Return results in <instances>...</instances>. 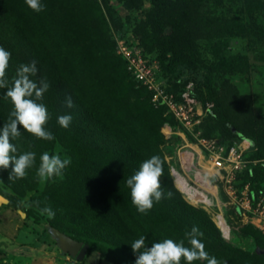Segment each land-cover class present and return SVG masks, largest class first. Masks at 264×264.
<instances>
[{"label": "trees", "instance_id": "obj_1", "mask_svg": "<svg viewBox=\"0 0 264 264\" xmlns=\"http://www.w3.org/2000/svg\"><path fill=\"white\" fill-rule=\"evenodd\" d=\"M110 1L42 0L46 8L36 13L25 0H0V47L11 53L6 76L11 81L20 64L36 62L34 79L46 78L50 84L40 102L48 109L46 127L55 137L40 140L21 128V137L12 142L19 152L35 151L37 166L45 151L71 158L62 179L42 186L35 168L12 181L11 167L0 169V196L35 225L44 216V234L54 230L86 245L78 264L92 253L98 264H135L130 245L141 235L150 247L165 238L179 241L193 226L220 264H264V238L256 229L246 224L236 230L252 242V250L228 244L207 214L174 187L160 130L178 125L165 108L150 103V92L134 82L115 54V39L136 47L144 60L157 63L159 78H167L166 90L173 94L193 83L192 95L202 107L211 105L199 124L201 137L226 147L246 140L253 151L245 157L264 159V115L255 114L251 96L239 93L228 79L249 71L247 56L228 50L232 41L256 34L264 0H114L130 12L123 18ZM144 2L147 8L142 10ZM228 4L234 7L231 16L220 9ZM136 12L141 15L133 17ZM257 59L264 63V54ZM5 91L0 89V126L12 110ZM68 96L71 109L65 105ZM64 114L72 116L67 129L57 122ZM153 155L163 162L162 189L172 196L141 214L131 203L126 180ZM247 183L250 196L264 189V168L256 165L238 173L235 186ZM37 204L50 207L54 217L41 215Z\"/></svg>", "mask_w": 264, "mask_h": 264}, {"label": "clouds", "instance_id": "obj_2", "mask_svg": "<svg viewBox=\"0 0 264 264\" xmlns=\"http://www.w3.org/2000/svg\"><path fill=\"white\" fill-rule=\"evenodd\" d=\"M26 6L33 12L40 13L46 6L42 0H25ZM11 53L0 47V89H5L4 98L11 102L12 110L7 122L0 126V169H9V181L24 179L28 170L35 168V175L39 182L46 183L55 178H63L65 170L71 164L70 157H62L60 153L43 152L39 156L27 150L19 152L12 141L21 137L22 131L27 132L37 139L52 141L53 133L46 125L50 119L47 107L42 101L44 94L49 90L50 84L46 78L34 79L38 69L36 62L20 64L11 81L6 76ZM65 105L71 109L74 103L70 96L65 98ZM72 121L70 114L60 115L58 124L67 129ZM31 147V145L29 146ZM163 175V162L158 155L145 159L127 180L126 186L130 189L131 203L141 214H147L155 203H159L172 193H165L162 189L160 178ZM39 208V205L37 204ZM41 215L54 217L55 213L50 207L39 208ZM203 233L193 226L184 237L176 241L165 238L151 243H146L147 236L141 235L131 243V249L136 254L135 264H194L202 261L206 264H220L215 256L206 251L201 237Z\"/></svg>", "mask_w": 264, "mask_h": 264}, {"label": "rangeland", "instance_id": "obj_3", "mask_svg": "<svg viewBox=\"0 0 264 264\" xmlns=\"http://www.w3.org/2000/svg\"><path fill=\"white\" fill-rule=\"evenodd\" d=\"M110 3L117 9L120 17L123 18L130 14L118 2L111 0ZM146 8L147 4L144 2L142 10ZM220 9L226 16H231L234 7L228 4V7H221ZM135 15L139 17L141 12H136L133 17ZM256 25L258 29H256L255 35L232 41L228 50L230 54L238 53L246 55L250 65L249 71L243 75L230 76L228 79L237 88L239 93L251 96L255 114L264 115V63L259 62L257 59L259 55L264 54V10L257 14ZM127 37L129 38L128 42H130V36L127 35ZM199 49L202 57L206 60L207 56L203 51L202 42L199 43ZM166 79L165 77L161 80L167 89L170 87V84L167 83ZM186 86H189L191 91H193V83L189 82L185 85L183 91ZM183 91L175 95H179ZM192 97L200 103L194 95ZM207 105L209 104H206L205 107L201 105V122H203L208 109H210ZM160 132L165 139L161 147L164 160L167 164L172 183L182 198L191 206L200 208L207 214L225 242L242 250H252V242L236 234V230L242 224L235 214L228 213L231 210L234 211L229 204L228 196L218 186H216L217 192L215 194L212 192L211 188L216 185L214 178L208 179L207 184L211 188L206 186L207 188L204 189V186L198 184V181L191 176H188L190 179L188 180L186 177L188 173L182 171L176 163L174 157L181 143L179 136H183L187 143L196 147L195 135H193L194 137L190 135L187 137L186 133L179 126L174 127V129L169 126H163ZM193 132L198 134L196 136L197 139L203 138L201 137L203 129L200 125L194 128ZM232 144L240 145V148L244 149L245 153L253 151L252 145L246 140L233 141ZM174 170L178 173L179 180L181 179L180 182L184 184L188 191L180 187V182L173 176ZM241 188L235 186L237 190ZM259 191H264V189H260ZM0 199H2L0 200V264H78L75 258H71L67 253L61 251L57 240L50 230L47 234H44V216H38L39 223L35 225L32 219H25L24 214L20 210H13L7 207V200L4 197L0 196ZM84 264H98L96 254L92 253L86 257Z\"/></svg>", "mask_w": 264, "mask_h": 264}, {"label": "built area", "instance_id": "obj_4", "mask_svg": "<svg viewBox=\"0 0 264 264\" xmlns=\"http://www.w3.org/2000/svg\"><path fill=\"white\" fill-rule=\"evenodd\" d=\"M115 54L124 61L125 70L134 82L150 92V103L154 107L165 108L184 133L195 135L196 147L207 165L202 170L209 174V178H214L215 186L228 196L240 223L252 226L264 238V192L250 196L248 183L240 190L235 189L237 174L256 165L264 168V159H247L240 145L226 147L216 139H197L198 134L193 129L200 124L202 111L200 103L192 97L190 87L186 86L179 95L168 92L158 77L157 63L144 60L136 47L121 39H115Z\"/></svg>", "mask_w": 264, "mask_h": 264}, {"label": "crops", "instance_id": "obj_5", "mask_svg": "<svg viewBox=\"0 0 264 264\" xmlns=\"http://www.w3.org/2000/svg\"><path fill=\"white\" fill-rule=\"evenodd\" d=\"M179 135V134H178ZM180 137V145L178 147V151L175 153V160L176 163L179 165V168L182 171H186L187 174V179H189L188 176H191L192 178H194L195 180L198 181V184L203 185L204 189H206L208 186V188H211L207 183H208V179H209V174H205V172L202 170V163L205 164L201 158V155L199 154V151L197 149V147H195L192 144H189L186 142V140H184L183 136H179ZM174 178L179 180L178 177V173L174 170ZM206 183V184H205ZM180 187L183 188L184 190L188 191L184 184H182L180 182ZM213 191V193L215 194L217 192V188L216 186L211 188ZM212 193V194H213Z\"/></svg>", "mask_w": 264, "mask_h": 264}, {"label": "water", "instance_id": "obj_6", "mask_svg": "<svg viewBox=\"0 0 264 264\" xmlns=\"http://www.w3.org/2000/svg\"><path fill=\"white\" fill-rule=\"evenodd\" d=\"M2 200V199H0ZM4 202V201H2ZM22 216L23 214L20 213ZM52 235L54 236V238L57 240L58 245L61 249L62 252L67 253V255L71 258H75L76 261H81L87 246L83 245L82 243L76 242L70 238H68L67 236L56 232L54 230H51Z\"/></svg>", "mask_w": 264, "mask_h": 264}, {"label": "bare ground", "instance_id": "obj_7", "mask_svg": "<svg viewBox=\"0 0 264 264\" xmlns=\"http://www.w3.org/2000/svg\"><path fill=\"white\" fill-rule=\"evenodd\" d=\"M202 167L205 170L207 168V165L202 163ZM205 174H207V172H205Z\"/></svg>", "mask_w": 264, "mask_h": 264}]
</instances>
